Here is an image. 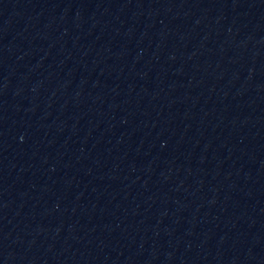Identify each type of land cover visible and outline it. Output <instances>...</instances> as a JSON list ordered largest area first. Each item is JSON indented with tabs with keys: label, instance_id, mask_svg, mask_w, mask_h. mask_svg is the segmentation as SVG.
Segmentation results:
<instances>
[{
	"label": "water",
	"instance_id": "obj_1",
	"mask_svg": "<svg viewBox=\"0 0 264 264\" xmlns=\"http://www.w3.org/2000/svg\"><path fill=\"white\" fill-rule=\"evenodd\" d=\"M0 264H264V0H0Z\"/></svg>",
	"mask_w": 264,
	"mask_h": 264
}]
</instances>
